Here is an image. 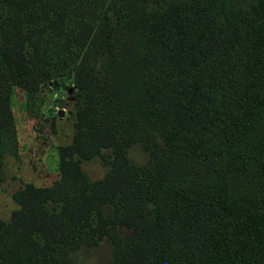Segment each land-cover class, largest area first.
<instances>
[{
	"label": "trees",
	"instance_id": "obj_1",
	"mask_svg": "<svg viewBox=\"0 0 264 264\" xmlns=\"http://www.w3.org/2000/svg\"><path fill=\"white\" fill-rule=\"evenodd\" d=\"M65 75L73 135L50 184L12 191L0 264L101 240L107 264H264V0H0V182L15 88L37 115Z\"/></svg>",
	"mask_w": 264,
	"mask_h": 264
},
{
	"label": "rangeland",
	"instance_id": "obj_2",
	"mask_svg": "<svg viewBox=\"0 0 264 264\" xmlns=\"http://www.w3.org/2000/svg\"><path fill=\"white\" fill-rule=\"evenodd\" d=\"M73 90L72 75L58 77L50 85L41 86L37 115H31L22 108L21 92L15 88L11 109L18 154L16 158L9 157L3 166L0 217L8 218L16 207L11 193L24 182L42 186L57 177L56 145L70 141L74 132ZM60 108L62 112L58 114ZM126 154L135 163L149 158L148 150L140 144L129 146ZM81 166L91 178L101 176L105 169L97 156L83 160ZM109 253L108 243L101 240L96 245L77 250L73 254L74 264H107Z\"/></svg>",
	"mask_w": 264,
	"mask_h": 264
},
{
	"label": "water",
	"instance_id": "obj_3",
	"mask_svg": "<svg viewBox=\"0 0 264 264\" xmlns=\"http://www.w3.org/2000/svg\"><path fill=\"white\" fill-rule=\"evenodd\" d=\"M61 110H62L61 108H60V109H58V111H57V112H58V114H61V112H62Z\"/></svg>",
	"mask_w": 264,
	"mask_h": 264
}]
</instances>
